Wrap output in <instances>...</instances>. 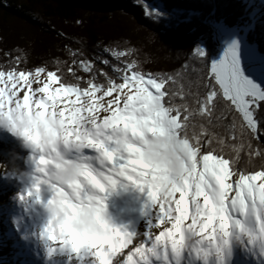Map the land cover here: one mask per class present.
I'll return each instance as SVG.
<instances>
[{"label": "snow or ice", "instance_id": "obj_1", "mask_svg": "<svg viewBox=\"0 0 264 264\" xmlns=\"http://www.w3.org/2000/svg\"><path fill=\"white\" fill-rule=\"evenodd\" d=\"M65 50L71 61L67 73L75 83L65 80L59 67L22 69L21 57L16 56L10 68L0 69V99L11 105L22 102L48 108L54 114L57 105L68 112L79 108L97 123L135 115L164 129L189 157L190 166L194 165L192 192L186 197L183 217L182 191L157 196L143 188L135 173L129 174L128 182L147 197L148 228L141 240L126 227L127 242L112 253L109 264H155L157 260L167 264L170 254L180 264L192 237L197 238V246L191 251L198 259L207 264L214 247L218 264H229L232 247L228 239L217 242L216 233L222 231L219 223L205 226L204 197L196 195L195 187L200 177L207 193L222 191L218 206L228 221L225 234L231 236L232 228H237L248 246L258 248L264 258V164L251 170L241 167L245 158L248 164L257 158L264 161V56L251 50L245 60L239 42H234L221 60L208 64L197 81L185 84L184 66L175 73L145 72L130 58L135 54L132 49L109 46L91 59L84 58L83 50ZM197 51L207 57L203 49ZM206 243L209 250L204 248ZM54 251L48 249L49 257ZM82 257L89 264L95 260V254Z\"/></svg>", "mask_w": 264, "mask_h": 264}, {"label": "clouds", "instance_id": "obj_2", "mask_svg": "<svg viewBox=\"0 0 264 264\" xmlns=\"http://www.w3.org/2000/svg\"><path fill=\"white\" fill-rule=\"evenodd\" d=\"M43 108L9 107L6 99H0V132L15 137L29 153L30 171L12 175L30 184L22 202L31 199L44 205L47 220L40 239L48 249H55L53 254L57 250L75 257L95 254L92 264H109L112 253L127 242V230L115 222L107 201L118 185L128 182L130 173L157 196L182 191L181 215L187 214L194 165L164 129L135 115L97 123L79 108L70 116ZM195 187L196 195L204 197L205 226L219 223L222 231L216 233L217 242L228 239L233 248L234 240L243 236L235 227L231 236L225 234L229 225L223 207L218 206L222 191L207 193L203 177ZM204 248L209 250V245ZM213 256L214 247L207 264Z\"/></svg>", "mask_w": 264, "mask_h": 264}, {"label": "trees", "instance_id": "obj_3", "mask_svg": "<svg viewBox=\"0 0 264 264\" xmlns=\"http://www.w3.org/2000/svg\"><path fill=\"white\" fill-rule=\"evenodd\" d=\"M253 1L0 0V69L10 68L12 57L19 56L22 69L59 67L64 79L75 83L67 73L71 61L65 49L83 50L91 59L112 46L135 50L130 58L145 72L175 73L184 66L187 84L219 56L217 24L247 28V42L264 56V17L256 14ZM261 164L245 158L241 167Z\"/></svg>", "mask_w": 264, "mask_h": 264}, {"label": "rangeland", "instance_id": "obj_4", "mask_svg": "<svg viewBox=\"0 0 264 264\" xmlns=\"http://www.w3.org/2000/svg\"><path fill=\"white\" fill-rule=\"evenodd\" d=\"M253 2H254L253 5L256 9V14L262 15L264 17V0H255ZM215 31H216V38L220 47V54L216 58L215 62L221 60L226 49L237 41L241 46L242 56L245 58V60L247 59V55L249 51L251 50L257 51L256 46L250 45L247 42V33H248L247 28H240V29L228 28L224 24H217L215 27ZM18 104L24 105L25 103L21 102ZM8 106L11 107L10 102H8ZM39 108L40 107L38 106H33V110ZM54 111L56 113L64 112L66 115L69 116L71 115V112L65 111V109L61 105H57ZM49 112L52 111L49 110ZM20 147L22 148L21 143L15 137L11 136L6 132H0V155L3 153L4 149L5 150L8 149L10 150L11 153H13L12 155L13 157H17L16 155L20 153V150H18L20 149ZM18 157L21 160L22 159L24 160L22 155H18ZM25 171L26 170L21 166L0 167V189L2 187H5L6 185H9L11 188L15 185V188H13L12 191L7 195L10 200V202L8 201L9 202L8 208L10 211L7 213H3L2 209H0V223L2 226V224H4L5 222L9 235L11 234L12 236H14V239L17 242L18 246L24 245L25 242L26 243L31 242L32 239H37V237L39 236L35 224L32 222H28L29 224H31V227H29L28 223L26 222V218L21 217L22 211L27 210L32 205L31 202L33 200L30 199L28 201L22 202L21 199V196H24L26 194V190L30 186V184H25L24 181H22L18 177H14L12 174H17L18 172H25ZM0 194L4 195L2 192H0ZM44 199H47V196H45ZM146 201H147L146 195L143 192H141L139 189H137L135 185H132L129 182H124L123 184L118 185V187L112 193L109 194V199L107 203L109 205V211L117 224L128 228H131V226L137 224V229L140 232L139 235L141 236L140 238H143L147 230L146 228H148V217H146L144 214L145 213L144 205ZM36 206L37 207L39 206L38 208L40 209V211L41 209L44 210L43 218L45 217L44 219L47 220V213L43 204L37 202ZM0 207L3 208L1 202H0ZM3 216H5L4 219H2ZM3 230L5 229L3 228ZM7 231L6 230L4 232L2 231L4 233V236L7 235ZM141 233L143 235H141ZM8 243L10 244L12 242L9 241V239H7V241L5 242L2 239V236H0V264H12L10 263V261H8L9 259L7 260L8 258L7 256L9 255V252H6V249L8 250V248H10L11 250V247H9ZM196 243H197V238L189 239L187 249L185 251L186 252L191 251V249L195 247ZM44 249L45 248H42V250ZM33 250L34 249H32L31 251L32 253ZM22 251H23L22 249H19V252H21V257H25ZM11 254L14 257V254L13 253ZM34 255H38V254L34 253ZM245 255L246 254L244 253L243 256ZM14 259L15 258H11V260L14 261L15 264H17L18 260L15 261ZM55 261L54 263H56ZM255 261L258 262L257 259H255ZM188 262L189 260L187 259L185 264H188Z\"/></svg>", "mask_w": 264, "mask_h": 264}, {"label": "bare ground", "instance_id": "obj_5", "mask_svg": "<svg viewBox=\"0 0 264 264\" xmlns=\"http://www.w3.org/2000/svg\"><path fill=\"white\" fill-rule=\"evenodd\" d=\"M29 108V110H33V105L32 104H26ZM44 111L49 112L48 108H43ZM20 153H18V155H22L24 160L20 159V158H15L13 157V153H9L4 155L3 153L0 155V167H6V166H21L22 168H24L26 171H30V165L26 163V160L29 156V153L23 149V147L20 149ZM4 151V150H3ZM5 153V152H4ZM18 155H16L18 157ZM89 155H95L94 153H89ZM25 184H29L27 181H24ZM15 188V185L11 188L9 185H6L5 187H2L0 189V192H2L4 195L0 194V202L3 206V208L0 207V209H2L3 213H7L9 212V208H8V203L10 202L9 197L7 196L12 189ZM6 200H5V199ZM46 200V199H45ZM9 201V202H8ZM30 204V203H29ZM31 206L27 209L22 211L21 213V217L26 218V222H32L35 224V227L37 228L38 234L39 236L37 237V239H32L31 242H25L24 245H17V242L14 239V236L9 235V232L7 231L5 222L4 224L0 223V236H2V239L6 242L7 239H9V241H11L12 243H8L9 247L8 250L6 249V252H9V255L7 256V260L10 261V263L15 264L14 261L11 260V258H15L14 260H18L17 264H47V262L49 261V263L54 264L53 261H55V264H86L87 259L85 257H75L73 256L71 253H67V252H61L59 250H57V252L55 254H53L51 256V258H49L48 255V248L47 246L44 244V242L40 239V234L43 231V227L44 224L46 223V220L43 218V209H40L36 206L37 202H35V200H33L31 202ZM44 206V205H43ZM4 215V214H3ZM5 216L2 217V219H4ZM28 226L31 227V224L28 223ZM3 227L6 231H7V235L4 236V231ZM25 228V227H24ZM131 230L135 231L138 234V237L140 238L141 236L139 235V231L137 229V224H135L134 226H131L130 228ZM147 229V228H146ZM3 231V232H2ZM10 231V230H9ZM141 235H143L141 233ZM144 238V237H143ZM143 238H140L141 240ZM195 237H192V239ZM189 242V241H188ZM20 243V242H19ZM24 246V249H23ZM197 246V243L195 244V247ZM42 248H45L44 250H42ZM19 249H22L25 257H21V252H19ZM33 250V253L31 252ZM25 250V251H24ZM14 254L13 255L11 254ZM38 254V255H34ZM246 254V258H243V254ZM32 254V256H31ZM11 255V257H10ZM182 256H185V259L189 260V264H192L193 261L198 260V258L195 256L194 252L189 251V252H184ZM249 256L250 258L253 259H258L259 261H261L264 258H261L259 255V250L258 248H251L248 246V241L246 237H242L241 240H234L233 242V248H232V256L231 259L229 260V264H233L234 261H238L237 264H249ZM6 257V255H5ZM38 259L37 261L34 260ZM42 260V261H41ZM201 260V264H204L203 260ZM255 261V260H254ZM263 262V261H262ZM253 264H256L255 262H252ZM167 264H176V260L174 255L170 254V258H169V262H167ZM180 264H184L181 260H180ZM210 264H218L217 262V258L215 256H213L211 258Z\"/></svg>", "mask_w": 264, "mask_h": 264}, {"label": "water", "instance_id": "obj_6", "mask_svg": "<svg viewBox=\"0 0 264 264\" xmlns=\"http://www.w3.org/2000/svg\"><path fill=\"white\" fill-rule=\"evenodd\" d=\"M6 154H8V155H9V153H8V152H6L4 155H6Z\"/></svg>", "mask_w": 264, "mask_h": 264}]
</instances>
